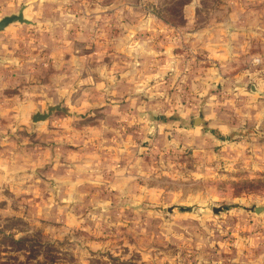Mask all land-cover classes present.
Masks as SVG:
<instances>
[{
  "label": "rangeland",
  "instance_id": "374dc122",
  "mask_svg": "<svg viewBox=\"0 0 264 264\" xmlns=\"http://www.w3.org/2000/svg\"><path fill=\"white\" fill-rule=\"evenodd\" d=\"M21 7L28 21L7 26L19 64L4 62L6 75L40 84L60 55L67 93L4 104L0 264H230L243 240V254H260L264 0H0V17ZM251 20L258 39L240 37ZM124 71L132 113L114 121L111 74ZM46 130L58 137L50 162Z\"/></svg>",
  "mask_w": 264,
  "mask_h": 264
},
{
  "label": "crops",
  "instance_id": "0c3cea01",
  "mask_svg": "<svg viewBox=\"0 0 264 264\" xmlns=\"http://www.w3.org/2000/svg\"><path fill=\"white\" fill-rule=\"evenodd\" d=\"M238 13H240L238 11ZM257 22L254 20H251V24L248 28V30L243 33L240 37L247 38L250 40L258 39L260 37V31L257 30ZM13 27H7V30L0 33V95L3 96L0 98V118L3 116V111L5 109L4 104H7L10 101H13V103L17 104L18 106L20 104H24L26 106L34 107L37 101H41L43 99L46 103H50L52 101V93L60 96V99L62 96H64L67 93V63L64 61L62 63V59L59 55V58L56 60L54 58V63H51L49 65L54 67L53 73L49 75L47 80L45 79L43 82H40V84H36V80L33 75L30 76V74L27 75L25 79V84H22L23 88L20 89V83H14L11 81L10 76L6 75L7 71V64L4 65V62L16 64L18 66L19 61L18 58H14L13 51L10 49V43L13 31L11 30ZM5 29V28H4ZM255 29V31H254ZM239 37V36H238ZM239 37V38H240ZM155 52H158L156 50ZM180 50L175 48V72H174V78L175 82H178L181 79L179 68L181 66V58H180ZM52 54V53H51ZM50 54V58H51ZM162 60L164 58H161ZM159 64V63H158ZM16 66V67H17ZM165 69L160 70L159 67L156 68L155 71L151 72L152 76H160L165 72ZM123 73V77L117 78L115 74H111V79L114 83V86L110 90V97H109V103H108V118L114 121H118L119 119H124V116L126 114V111L129 113H132V104H133V98H132V86H131V73L130 71ZM204 77L203 82L205 85H208L212 69L210 67H205L204 69ZM115 75V76H114ZM8 77V78H7ZM150 79L151 75H150ZM153 80V79H152ZM162 80V79H161ZM111 81V80H110ZM111 81V82H112ZM15 86L18 88V94L14 95L11 98H7V96H4L3 93L9 86ZM21 95H20V94ZM148 94H150L149 90L147 89L144 94L139 95V100L141 97H147ZM160 94V93H158ZM87 103V106H90L91 104H96L99 106L100 103H96L95 101L93 103H89L88 101H85ZM100 102V100H99ZM21 117V116H20ZM22 118V117H21ZM113 121V122H114ZM41 126V125H40ZM44 127L46 129V125L44 124ZM88 129L94 130L93 128L89 127ZM38 136L43 138L44 142L46 143L43 149V157L44 160H48V162L52 161V153H51V144L54 141H57V138H53L51 135L50 130H46L42 132L37 131ZM52 137V138H51ZM246 241H241V246L237 243V251L235 253V258L232 259L233 263L230 264H264V250H261L258 255H252V256H246L243 254V251L246 249L245 247ZM239 248V249H238ZM242 254V255H241ZM235 261V262H234Z\"/></svg>",
  "mask_w": 264,
  "mask_h": 264
},
{
  "label": "water",
  "instance_id": "95a60500",
  "mask_svg": "<svg viewBox=\"0 0 264 264\" xmlns=\"http://www.w3.org/2000/svg\"><path fill=\"white\" fill-rule=\"evenodd\" d=\"M27 21L28 20L23 16V7H21L17 11V13H10L0 17V31L6 28L11 23L14 22L25 23ZM55 110H63V108L59 104L48 106L47 109L44 111H36L35 113H33L31 116V121L32 122L43 121L46 118H48L50 114ZM194 121L195 123H197L199 121V117H196ZM262 209H264V207L256 206L255 212L259 213V211H261Z\"/></svg>",
  "mask_w": 264,
  "mask_h": 264
}]
</instances>
